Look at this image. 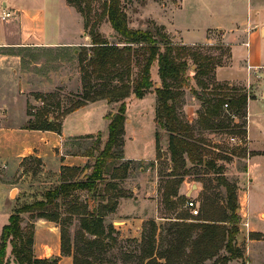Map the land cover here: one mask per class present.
<instances>
[{"label": "trees", "instance_id": "obj_1", "mask_svg": "<svg viewBox=\"0 0 264 264\" xmlns=\"http://www.w3.org/2000/svg\"><path fill=\"white\" fill-rule=\"evenodd\" d=\"M84 19L85 30L91 38V46L82 47L79 52V64L83 93L78 104L68 109L64 117L86 106L106 100L109 104H119L115 114H109L108 139L93 164L85 167L80 173L76 168H64L60 185L50 188L44 197L17 209L9 217L0 235V264H10L8 248L11 246V262L15 264H58V258L39 259L35 255L34 227L30 232L22 227L23 214L33 216L35 220H45L60 226L61 255L71 257L73 264H99L97 254H103L110 247L104 241L114 235L113 226H106V218L114 213L118 199L126 194L119 189L116 181L125 180L129 170L128 164L121 169L112 170L111 164L123 159L125 124L127 121V99L134 95L142 99L154 88L151 78L152 66L157 63L161 86L155 89L156 94V127L168 135V151L171 156V177L188 175L186 165L200 164L213 170L220 186L226 189L225 207L214 211V218L198 219V224H173L167 229L168 239L163 250H157L155 222L150 223V231H144L140 243V260L142 264H208L217 258L221 251L227 255L213 264H228L232 259L241 257L236 247L239 233L240 217L237 197V186L228 181L224 172L216 169L213 161L202 159L198 144L193 141L191 124L180 116V99L190 90L200 101L202 112L198 113L200 127L204 131L217 132L230 128L233 118L245 119L247 116L248 97L237 87L218 86L220 91L210 86L215 82L216 68L223 64L213 65L209 56H201L198 50L182 45H175L169 35L160 27L153 29H133L124 10L123 0H106L103 17L91 22L93 0H67ZM106 19L114 32L121 38L120 43H110L99 31L101 22ZM196 66V86H191L188 76L189 63ZM138 73L135 74V68ZM208 77L209 81L200 77ZM202 91L204 93H202ZM229 110L224 112V106ZM60 124L57 127H32L31 130H49L61 134ZM239 130L232 134L245 136V122L234 124ZM157 157L161 156L160 134L157 131ZM89 138V136H88ZM205 151V150H204ZM223 160H227L223 158ZM85 170L89 173L81 177ZM123 170L124 173L118 172ZM181 183V182H180ZM87 192L89 196L81 200L77 196ZM168 205H175L176 189L165 191ZM206 200L209 196H204ZM187 199H184L186 201ZM183 201V202H184ZM188 201V200H187ZM61 206L65 207L61 212ZM212 207V206H211ZM214 210L216 208L212 207ZM208 210L206 209V212ZM66 216L63 220L62 216ZM200 215V214H199ZM73 217L79 218V234L74 245L66 225ZM198 217V216H197ZM206 222V223H204ZM210 223V224H209Z\"/></svg>", "mask_w": 264, "mask_h": 264}, {"label": "rangeland", "instance_id": "obj_2", "mask_svg": "<svg viewBox=\"0 0 264 264\" xmlns=\"http://www.w3.org/2000/svg\"><path fill=\"white\" fill-rule=\"evenodd\" d=\"M106 0H93L92 12H91V22L99 21L103 17L104 3ZM253 5L260 11L264 13V0H251ZM173 0H123V7L125 12L129 17L130 27L133 29H153L154 27H160L163 30L164 26H160L157 20L160 17L166 16V13L169 11V6L172 4ZM221 4L218 1H212V5ZM205 4V8H206ZM224 7L226 8L223 11V15L227 17L230 14H238V16L246 15L248 12V5L244 3L227 2ZM230 7L229 9H227ZM78 12V11H77ZM209 13L217 14L218 12H208L204 9V2L200 4L193 3L188 7H185V12L183 11L184 21L196 28L195 34H201L202 29L204 28V22L207 19ZM80 15L81 24L84 27V19ZM8 33L10 38L7 41H15L14 36L17 31V21H13L8 27ZM100 33L106 38L110 43H120L121 38L114 32L110 23L104 19L99 27ZM86 37L88 36V31L85 30ZM166 33V31H165ZM168 34V33H166ZM215 39L210 44H198L195 46H189L194 50H198L201 53V56H209L213 59V65L216 64H225L229 55L228 47L222 45L221 41H218V33L211 34ZM90 38V37H89ZM170 38V37H169ZM172 41V40H171ZM92 40L88 44L91 46ZM174 43V42H173ZM178 47H181L183 44L176 43ZM87 47V46H85ZM82 47H71V48H9V47H0V54L4 56V66L2 67V73L0 78H2V83L5 81V85L9 87V94H13L16 98L10 99V104L14 106V115L13 121L9 122L6 117L2 118V125L5 126H18V127H57L62 124L64 120L65 112L71 107L77 105L80 100V97L83 93V85L81 80V71L79 64V52ZM77 51V53H76ZM190 67L188 70V76L191 79V86H196L195 76L197 74L196 66L193 63H189ZM194 67V70L192 69ZM218 68H216L217 70ZM152 70V69H151ZM135 74L138 73V67L135 68ZM152 78V77H151ZM204 78L209 81L208 77L201 76L200 80L204 81ZM210 86L211 88H219L218 86H223L227 88L226 82H220L217 80L216 71H215V82ZM4 85V86H5ZM161 86V83H160ZM229 88H231L229 86ZM155 86L153 88L155 92ZM243 93L247 94L248 101L253 99V93L250 91V85L247 87H237ZM152 90V91H153ZM151 91V92H152ZM215 92H224L217 89ZM202 93H204L202 91ZM132 95L128 100L132 99ZM102 102H107L106 100H100ZM97 101V102H100ZM179 112L183 120L191 124L193 131V141L198 144L202 153V159L207 161H213L217 168H221L224 172V176L228 181L237 186V197L239 210L238 214L240 217V222L238 225L239 233L236 237V247L241 253V257L232 259L228 264H264V233L258 232L257 234H250L249 238H254L262 241L256 250V254L253 253L252 249H249V239L244 235V232L241 233L242 223L246 221L244 217L241 216L240 209L242 208L243 212L248 214V222L250 218V209H249V200L246 196H242V199H239V186L237 181L232 179L229 176L225 175V166L223 163L218 165V160L226 158L228 161L231 159L228 156L224 155L235 153L241 157L249 156L248 146L245 144L237 145L235 142L229 140L231 137L242 138L240 134H232L234 131H238L237 127H234V124L238 126L242 125L245 122V132L247 133V124L248 119L246 116L245 119L233 118L230 128L224 130H219L217 132L204 131L199 124V115L198 113L202 112L200 101L190 92L186 91L185 95L180 99ZM108 103V102H107ZM189 103L196 104L197 116L190 122L188 119V114L185 111V106ZM90 104V103H88ZM87 104V105H88ZM109 104V103H108ZM109 114L112 111H117L119 104H109ZM11 109H7L10 111ZM133 109L131 110V118L137 125V113ZM229 108L224 106V112L227 113ZM248 110V105H247ZM246 110V112H247ZM6 111V109H5ZM93 110H84L70 119V123L73 125L76 124L83 131L91 129L90 121L96 124L95 127H99V119L96 121L91 117ZM107 115V116H108ZM6 118V119H5ZM238 121H237V120ZM238 123H237V122ZM93 122L91 123L93 125ZM92 129H94L92 127ZM160 134V147H161V156L158 159V162H135L129 166V170L126 173V181L119 180L116 183L122 185L123 191L126 196L134 194L133 190L136 188L139 189L137 195L144 198L151 194L152 188L154 187L153 182L157 183L158 189V206H159V217L163 219H168L163 223H156L153 218H150L144 223V230L142 236L139 239H131L124 237L117 229V225H113L110 221H106V226H113L115 233L111 238L107 239L105 244H108L110 247L107 252L103 254H97L99 256L96 260L99 264H142L140 260V243L143 238L144 231H150V223L155 222L157 225L156 232V245L157 250H163L165 248L164 240L166 241L169 237L167 234V229L170 228L173 224H198L203 223L198 221V219H208L212 220L214 218V211L217 212V208L225 207V202L227 198L226 189L220 186L217 182L218 176L214 173L213 170H210L208 167H205L200 164H192L189 160L186 165V171L188 175L184 177H171L169 176L172 173V162L169 151H166L165 146L168 141V135L165 130L158 128ZM245 133V135H246ZM90 145L80 144L81 151L83 153H88L96 149V156L100 153L103 145H98V136L90 141ZM103 143V142H102ZM104 144V143H103ZM94 145V146H93ZM96 146V148H95ZM205 150V151H204ZM128 164L123 160L116 161L114 164H111L112 170L121 169L122 164ZM93 164V163H92ZM42 163L39 160L29 158L23 160L20 165L14 170H6L1 168L0 164V235L2 233L3 227L9 222V215L13 214L17 209L22 206L33 203L37 200H40L44 197V194L50 188L55 186L47 185V181L54 182L53 172H46V169L42 168ZM121 167V168H120ZM144 169L143 171L141 169ZM124 173L123 170L118 171ZM89 173L86 172V174ZM49 174V175H48ZM85 174V175H86ZM84 174L81 177L85 176ZM181 182V183H180ZM185 182L188 183L187 188L191 184L196 183L198 185V190L194 191V196L192 198H187L185 194ZM3 184V186H2ZM8 185V188L4 186ZM174 187V190L177 191V196L174 198L175 205H168L167 195L165 191ZM125 188V189H124ZM3 189L5 190L3 192ZM127 189V190H126ZM204 196H209V199L206 200ZM81 200H85L89 194L87 192H80L77 194ZM193 200L197 203L200 210V215L198 217H193L189 210L186 208L187 200ZM184 201V202H183ZM260 201L264 203V190L256 186H253L252 198L250 200L251 206L253 209H256L259 206ZM149 206V205H148ZM216 208L214 210L212 207ZM206 209L208 210L206 212ZM65 207L61 206V212H64ZM148 210V207L147 209ZM151 211V210H150ZM23 223L22 227L24 231L30 232L34 227L36 231V226L39 220H34L33 216L29 214H23ZM65 220L66 216H62ZM258 221L264 225V210H261L258 213ZM109 222V224L107 223ZM206 223V222H204ZM60 228L58 224L53 223ZM210 224V223H209ZM79 218L73 217L72 221L66 225V231H68L71 243L77 241L79 234ZM251 227V226H250ZM243 238L241 243L238 244V238ZM227 255L225 251H221L219 256L212 261H208V264H213L219 258ZM8 258L10 264H13L11 261L13 256L11 255V246L8 248Z\"/></svg>", "mask_w": 264, "mask_h": 264}, {"label": "crops", "instance_id": "obj_3", "mask_svg": "<svg viewBox=\"0 0 264 264\" xmlns=\"http://www.w3.org/2000/svg\"><path fill=\"white\" fill-rule=\"evenodd\" d=\"M212 1H218L221 4L213 5L212 8L210 6ZM201 2H204L206 11L218 13H209L201 34L193 36L197 30L184 21L183 11L185 12V7L190 4H200ZM227 2L241 3L242 5L246 3L248 5L247 14L222 16L223 11L226 10L224 5ZM172 4L169 6L166 16L157 20L160 26L165 27L172 42L186 46L210 44L215 40L211 34L218 33V41L229 48V55L227 62L216 70L217 80L226 82L231 87L250 85V91L254 97L248 101L247 133L242 137L243 145L248 146L249 156L241 157L235 153H224L231 159L228 161L221 157L217 162L219 166H221L220 163L225 166L226 176L237 181L239 199L246 196L249 200V223L252 235L260 231L264 233V225L257 219L258 213L264 210V203L260 201L259 206L253 209L250 202L255 184L264 190V13L258 10L251 0H173ZM4 11L15 12L16 18L8 23L0 22V47L71 48L90 46L88 44L90 38L86 37L80 15L74 7L68 4L67 0H0V14ZM15 20L17 21L15 41L9 42L7 40H9L10 34L7 30ZM247 43L249 47L246 46ZM4 59V56L0 54V74L5 64ZM192 69L194 70V67ZM151 77L155 88H159L160 78L157 63L152 66ZM2 81L0 78L1 166L4 165L6 170L11 171L25 159H37L42 163L41 166L46 169V172L54 174L52 178L54 182L48 180L46 184L58 186L62 182L64 168H76L81 173L85 167L93 163L97 153L96 149L93 150L94 157H89L86 152L81 151L80 144L89 146L90 141L94 138L96 140L98 136V145H103L101 149L103 150L108 139L109 120L107 115L110 106L107 102L90 103L66 116L62 122L61 134L49 130L5 126L1 124L2 118L6 117L9 122L14 120V106L9 101L16 97L8 93L9 87L5 85V81L4 83ZM133 106L137 113V125L131 118ZM11 108L12 110L7 111ZM197 109L194 103L185 106L190 122L196 118ZM84 110H93L91 117L95 121L99 119V127H95L96 124L92 120L89 126L91 129L83 131L76 124L70 123L71 118ZM111 113L115 114L116 111ZM155 119L156 94L154 90L142 99L134 96L128 100L122 159L124 162H158ZM165 144V149L168 151V141ZM86 172L88 170H85L83 174L85 175ZM157 183V181L152 183L154 184L152 196L149 194L145 198L140 197L137 195L139 189L136 188L133 190L132 196L128 194V196L120 197L116 211L109 214L106 221H110L113 225L119 224L116 229L124 237L139 239L144 230V223L150 218H153L159 225L168 220L159 217ZM184 184L187 197L196 183L191 184V189L187 188V182ZM4 186L6 190L8 185L4 184ZM119 189L123 190V183L119 184ZM193 196L194 193L191 198ZM147 207L148 210H146ZM107 223L109 224V222ZM242 240V237L238 238V244ZM249 242V249H252L256 254L257 247L262 241L249 238ZM34 251L39 259L58 258V264H73L71 257L61 255L60 228L52 222L38 221Z\"/></svg>", "mask_w": 264, "mask_h": 264}, {"label": "built area", "instance_id": "obj_4", "mask_svg": "<svg viewBox=\"0 0 264 264\" xmlns=\"http://www.w3.org/2000/svg\"><path fill=\"white\" fill-rule=\"evenodd\" d=\"M15 18H16L15 12L4 11L0 14V22L2 23H8L10 20H13ZM246 46L249 47V44L247 43ZM225 107L227 108L228 105H225ZM230 140L240 145L243 144L244 141L242 138H234V137L230 138ZM1 168H5L4 165H2ZM186 208L190 211L193 217L199 216L200 210L198 208L197 203H195L193 200L190 199L187 201ZM240 212H241V216L246 219V221L242 223L243 228L241 230V233L244 232L245 237L249 239L251 234V227H250V223L248 222V214L246 213V211L245 213H242L243 212L242 208L240 209Z\"/></svg>", "mask_w": 264, "mask_h": 264}, {"label": "water", "instance_id": "obj_5", "mask_svg": "<svg viewBox=\"0 0 264 264\" xmlns=\"http://www.w3.org/2000/svg\"><path fill=\"white\" fill-rule=\"evenodd\" d=\"M197 189H198V187H197V185L195 184V185L193 186L192 191L188 194L187 198H191L192 193H193L194 191H197Z\"/></svg>", "mask_w": 264, "mask_h": 264}]
</instances>
